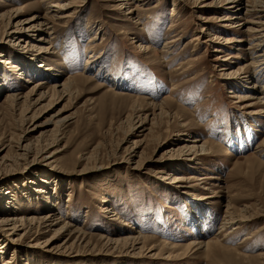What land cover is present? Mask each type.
I'll list each match as a JSON object with an SVG mask.
<instances>
[{
	"label": "rangeland",
	"instance_id": "rangeland-1",
	"mask_svg": "<svg viewBox=\"0 0 264 264\" xmlns=\"http://www.w3.org/2000/svg\"><path fill=\"white\" fill-rule=\"evenodd\" d=\"M51 1L0 0V12L18 8V20L25 21L43 16ZM67 1L75 7L55 28L48 63L58 65L61 81L73 77L68 98H52L50 107L38 109L34 117V109L24 114L23 104L15 109L4 101L6 92L31 87L11 66L27 60L24 51L32 50L38 33L22 37L20 50L12 48L15 58L7 68L0 62L10 84L0 91V195L4 190L13 194L19 216L53 210L60 222L88 235L82 245L65 250L46 245L51 233L37 245L25 237L7 244L0 235V264H264V117L249 118L264 104L245 107L255 100L238 102L232 93L248 95L251 90L243 86H260L263 76L233 86L219 70L222 63L229 71L247 65L240 47L254 39L251 31L242 32L247 26L223 23L233 26L255 20L254 15L242 11L225 21L227 9L216 6L223 0H176L175 6V0H144L142 5L138 0ZM208 34L244 41L222 44L216 53L221 43L209 41ZM226 56L230 59L223 61ZM87 57L92 62L84 66ZM26 76L35 82L43 78ZM160 108L166 115L159 114ZM57 111L64 119L60 123L30 131ZM137 116L147 117L150 132H140ZM178 129L183 136H177ZM192 136L199 141H185ZM26 142L32 143L31 155L16 160L19 145ZM202 143L208 154L196 150L200 155L194 161L176 155L182 145ZM135 146L144 152L140 163L129 157ZM43 148L56 152L54 161L43 157ZM33 151H38L34 158ZM178 175L183 181L173 187ZM38 188L46 193L33 190ZM46 197L56 201L53 208ZM2 210L0 202V216ZM226 211L233 221L220 230ZM193 221L200 227L194 228ZM138 234L154 245L150 253L106 246L102 238ZM70 236V241L76 237ZM200 238L220 242H210L207 251L181 247Z\"/></svg>",
	"mask_w": 264,
	"mask_h": 264
},
{
	"label": "bare ground",
	"instance_id": "bare-ground-1",
	"mask_svg": "<svg viewBox=\"0 0 264 264\" xmlns=\"http://www.w3.org/2000/svg\"><path fill=\"white\" fill-rule=\"evenodd\" d=\"M138 1L141 5L142 3H145L144 0H138ZM181 1L184 4L188 2V0H181ZM243 1L246 2V5H243ZM175 3H176V0L173 1L174 6H175ZM203 5H208V4H203ZM221 5H223L225 9H227L226 15H223L224 18L222 17L225 21H230L232 19H235L234 16L236 14H242V11H244L243 13L245 14L254 15L255 20H251V21L245 20V22L241 21V22L236 23L233 26H228L227 23H223L225 27L227 26L229 28H237L240 25H242V27L247 26L244 30H242V32L251 31L254 35V39L253 40L251 39V41H247L249 46L246 47L245 49L240 47L241 50H243L245 56L248 57L245 60L249 61L247 65H245L244 67L248 66L249 68L241 67L240 69L238 68L239 70L237 69V70L229 71V68L225 67L227 63H222V65H220L222 67L221 69H219L221 70L220 77L224 78V80H226L225 82L231 83L234 86L236 83L240 84V82L248 81L251 78H256L255 80L259 81V76L261 77L263 76V79H262L263 82L260 86H257L255 82H253L251 85L243 86L245 89L247 88L251 90L249 91L248 95L240 96L238 93L234 91L232 92L235 94L234 97L239 99L237 100L238 102H242L246 100H255V104H247L245 107H250L252 105H257V104L262 105L264 104V101H262L264 100V19H263L264 18V0H223L222 4L216 5V6H221ZM74 7H75V4L73 1L52 0L49 4L44 6L43 16H32L30 19H27L25 21L18 20L19 16L16 14V12H18L17 10L18 8L7 9L3 12H0V22L3 23V29L1 31V36H0V43H4V41H6L5 44L7 46L6 48L7 50L6 49L0 50V62L4 64L5 68H7L6 66L11 63L9 62L10 58L11 59L15 58L13 49L16 48L17 50H20L16 46L19 41H22V37L27 36L28 38V36L29 37L31 36L33 38V35H35L36 33H38L39 35L37 40H34L35 38H33V41L34 42L37 41V42L35 44L29 45V48H31L32 50H28V51H35V52L30 54L31 52L24 51V53H26L24 57L27 58V60H25V62H22L20 64L16 63L11 66L13 69H15L14 72H19V77L21 76L20 78H22L21 80H23V83L32 84V85L31 87L26 86L28 87V89L24 93L20 91L14 92L13 90L6 92L4 96V101L9 103V106H12L15 109H20L17 106H20V104H23L24 107L22 108L21 111H24V114H26V113H30L34 109L33 112L31 113V117H34L35 111H37L38 109H41L42 107H45V108L50 107L52 103L50 102V100L52 98L56 97L57 99H63L64 97L70 96L73 77L68 76L64 81H61L58 78L61 76L59 72H62V71H60V69L57 68L58 66L57 64H54L53 62L48 63L49 61L48 59L50 57L48 56V54L50 53L48 49H50L49 46L52 44V39L55 38V28L58 26H63L68 21V19L71 17L70 10L71 8H74ZM173 14H174V9H172V12H171V15ZM228 14H232V16L230 17ZM88 27H91V26H88ZM207 36H209V39H208L209 41H217L221 43L219 45H216L218 47H216L213 50V52H216V53L222 52L223 50L222 48L224 47L223 46L224 44L232 45L233 43H239V42L242 43L244 41L242 38L221 37V35L215 36L214 39L211 38L210 34H208ZM14 38H16L17 42L16 40H13ZM46 44H49V45H47L46 47ZM238 46H241V45H238ZM147 49H148L147 47H143V51ZM11 51H13V54ZM52 54L55 55V52H52ZM236 56L240 58V55H236ZM89 57L91 58V56ZM86 59L87 60H85L84 66L92 62L88 57ZM229 59L230 57H227V56L222 58L223 61H228ZM28 73L29 74L31 73L33 77L39 74V75H42L43 78L35 82L32 80V77L26 76V74ZM5 75L6 73H4L3 70L1 69L0 71V91L6 89V87L10 85ZM50 80L52 83H49ZM136 99H139V98L137 97ZM158 110H159L160 115H163V116L166 115L165 112L161 108ZM44 111H47V110H44ZM60 114L61 112L57 111L56 113L52 114L48 119L42 121L41 123H36V124L33 123L34 126L30 131L34 132V130L37 127H40L43 125L44 126L45 125L47 126L50 124L56 125L60 123L61 120H64V119L59 118ZM249 115L251 116L249 117L250 119L252 118V115L260 116V119H261L262 117H264V109L261 108L258 112H253V113L250 112ZM138 116L136 118L138 119L139 125L141 126H137V127L142 128L140 132H143L145 130L150 132L152 130L151 129L152 124L149 127H145L147 117L144 116L143 118L142 117L140 118ZM255 120H259V119L256 118ZM30 131L28 130V132ZM181 131H183V129H180V130L178 129L177 131L178 137L183 136ZM137 132H138V129H137ZM185 141L189 143H196L199 140L198 138H195L192 136L191 139H188ZM31 144H32L31 142H26L25 144L21 143L19 145L18 150H20L19 151L20 153L16 154L15 156L16 160L17 159L25 160L28 156L31 155V151H32ZM261 145H264V137L261 140ZM46 146L47 145L45 144V147ZM205 146H207L206 143H202L199 146L195 144L193 145L185 144V145L180 146V149L176 151V155L183 159H189V160L194 161L197 159L198 157L197 155H200V154H196V150H200L202 155L208 154V152L205 153V151L206 150L209 151V149H206ZM138 147L139 146H135L130 151V154H129L130 155L129 157L136 158V163H140L142 162V160H144V152L143 150L141 151L136 150V148ZM33 152H34L33 153V158H34L35 154L38 151L36 152L33 151ZM40 152L41 154H43L44 158L51 159V160L54 159V155L56 153L54 151L47 150L46 148H43V151H40ZM167 153L172 154L171 151H168ZM188 156H190V158H188ZM39 176L41 175L39 174ZM202 179L204 178H200L199 180H202ZM35 181H36L35 179H30V181L28 180L29 184L31 185H35ZM41 181L46 183V182H49V179L42 178ZM182 181H183L182 176H179V175L175 176L174 180L171 181V185L174 187L176 186V184L181 183ZM33 190L39 194L44 193L46 191L45 189H42V188H38L37 190L33 189ZM48 198L49 197H46V200L47 202L51 204V208H53V206L56 205V201L52 202ZM205 198L207 197H203L202 199H205ZM197 200H200V199H197ZM0 202H1V205L3 206V210L0 216V235L2 236V238L7 244H10V242H14V240H18V239L25 237V238H31L30 240L35 241V244L37 245V244H41V243H38V241L43 240L42 238L43 236H45L44 234L51 233V236H49L48 240L45 241L46 245L51 246V248L53 247V249L59 248V249L65 250V249H71L74 245H82L83 242L79 243V241L83 240L85 236L88 235V233L82 230V228L72 227L68 222H60L61 218H59V216L58 218H55L56 214L54 213L53 210H49L47 213H44L42 215H32L29 217H24L22 215L19 216L17 212L14 210L15 200H14L13 194L10 191L4 190L1 193ZM196 206H195L196 208H199L198 204ZM226 212L227 214L225 215V218L222 220L220 224V230L221 229L224 230L225 228H227V224L232 223L233 221L231 217V212L229 211H226ZM111 213L113 215V211H111L110 214ZM122 223L125 224V221ZM192 223L195 226L194 228L200 227V226L197 227L194 221ZM71 234L76 235V237L72 241H70ZM102 238H104L106 246L107 245L116 246L117 244H119L121 245L122 250H126L130 248V250L134 251L135 253H140L142 251H146L147 253H150L154 249V245L147 244L148 237L141 236L140 234L131 236V237L123 236V237L116 238V239L107 238V237H102ZM215 241L220 242L219 238H215V239L211 238L208 240H204L201 238L194 239L190 241L187 245L181 246V247H188L190 249L195 248L196 250L203 249V251H207V249H209L210 242L212 243ZM57 242L58 244H56ZM53 244H55V246ZM171 246L176 247L177 245L172 244ZM15 256L16 254L13 253L12 258H15ZM11 263L12 261L10 262V260H7L4 264H11Z\"/></svg>",
	"mask_w": 264,
	"mask_h": 264
}]
</instances>
